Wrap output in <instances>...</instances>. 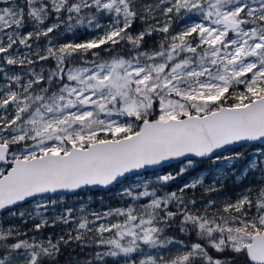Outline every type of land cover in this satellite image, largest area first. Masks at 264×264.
Masks as SVG:
<instances>
[{"label": "snow or ice", "instance_id": "obj_1", "mask_svg": "<svg viewBox=\"0 0 264 264\" xmlns=\"http://www.w3.org/2000/svg\"><path fill=\"white\" fill-rule=\"evenodd\" d=\"M0 5V162L7 165L0 211L48 193L107 187L179 158L187 164L177 175L196 158L232 167L243 154L221 150L264 141V0ZM137 18L153 23L133 34ZM61 28L72 36L57 43ZM81 28L96 34L81 41ZM157 33L159 43L145 47ZM47 61L51 67L37 69ZM250 172L261 177L254 193L220 207L209 200L203 211L184 194L202 179L165 192L176 179L167 173L124 188L131 203L91 219L67 209L53 220L75 224L67 239H22L27 233L0 225V264H45L73 241L96 249L83 264H264V147L241 169ZM46 207L37 202L35 215ZM47 223L42 218L35 230ZM173 228L195 239L169 235Z\"/></svg>", "mask_w": 264, "mask_h": 264}, {"label": "trees", "instance_id": "obj_2", "mask_svg": "<svg viewBox=\"0 0 264 264\" xmlns=\"http://www.w3.org/2000/svg\"><path fill=\"white\" fill-rule=\"evenodd\" d=\"M152 0H137V4H148ZM19 2V0H18ZM3 6V5H0ZM141 14H143V10L140 9ZM50 21H47L46 24ZM153 23V21L148 20L145 23L143 20L137 18L132 25L131 31L133 34L144 30L148 24ZM179 22H177V25ZM30 27L25 28L24 31H29ZM78 31H81L79 29ZM89 32H93L90 31ZM86 33V32H85ZM85 33L79 35H85ZM56 39L59 42H65L66 39L72 36L71 33H64L63 35L59 32L54 33ZM82 36H79V40ZM87 37H85L86 39ZM162 39V34H154L153 36L145 38V47L154 46L159 43V40ZM35 43V42H34ZM41 47H44L47 43L45 38H41L38 42ZM123 48V45H121ZM41 66L43 67H51L52 61H47L43 64H37L36 67L39 69ZM18 71V73L24 71L19 66H11ZM258 147H264V145L252 144V145H244L236 148H231L226 151L221 152L223 155H229L231 153L240 152L243 154V159L237 161L235 165L232 167L226 166L224 161L213 163L209 159L197 160L192 167L187 168V170L182 175H177L180 172L182 166L187 164V161H182L175 163L171 166L165 167L163 169H159L153 172H146L143 174H136L127 176V178H123L122 181L111 187L110 189L94 191L90 189H82L76 195H65V194H57L52 197L56 200V211H61L63 206L70 208L75 207L80 202H85L88 204L89 208L97 211H105L109 208H115L124 206L126 203H131L129 198L123 197L120 195L124 188L132 185L138 178L140 179H150L152 181L156 180L158 175H165L167 173H171L173 176H176L175 180L169 181L166 185L162 186V190L165 192L177 191L183 185L191 183L194 177H199L201 174L204 175L202 178V184L198 185L194 189H186L185 196L189 199H195L197 201L196 207L203 211L204 205L209 200L216 201L217 207H220L224 202L229 200H235L239 196L245 194L248 189H252L253 193L258 187V181L261 179L259 173H248L247 175H241V169L248 162L249 159L253 155L256 154ZM7 167V166H1ZM215 187V191H207V189L211 186ZM43 198L44 199H50ZM28 203V204H27ZM25 204L16 206L15 208L0 213V225L4 228H16L21 233H27L26 236L22 235L20 238L31 240L32 237H35L37 240L46 241L49 237L52 238L53 241L59 239L61 236H64L65 239L68 237L69 232H73L75 226L72 225L70 221L68 224H64L61 221H56L53 224V221L48 219V223L46 226L42 227L39 231L35 230V224L41 223V219L35 215L37 209L32 204L27 202ZM44 208H41L42 210ZM55 210V208H54ZM53 210V211H54ZM20 212H24L25 215L21 217L19 215ZM15 213V215H13ZM49 213V212H48ZM35 220V221H34ZM169 235H175L178 239L185 240H194V234H189V237H186L183 233H179L176 228H173ZM96 249L94 247H82L80 242H70L67 245L60 246V254L52 259L46 258L45 264H83L86 259H90L92 253ZM211 252V250H210ZM213 255H217L216 253H212ZM229 256L228 253L223 254V258H227Z\"/></svg>", "mask_w": 264, "mask_h": 264}, {"label": "rangeland", "instance_id": "obj_3", "mask_svg": "<svg viewBox=\"0 0 264 264\" xmlns=\"http://www.w3.org/2000/svg\"><path fill=\"white\" fill-rule=\"evenodd\" d=\"M153 2H154V0H152L150 3H153ZM51 22H48V23H51ZM29 30H31V28ZM62 32H63V28H61V30H60V33H62ZM80 32H81V34H83L85 32L86 33L83 36V35H79ZM95 34H96L95 32H89V30H87L85 28H81V31H77L76 37L79 39V36H82V38H80V40L83 41V40L89 39L90 37L94 36ZM85 37H87V38L85 39ZM57 43H60V42L57 40ZM5 70L8 71L9 73H18V71L15 70V68H13L11 66H7ZM2 83H5V81L2 78V74H0V84H2ZM203 177H204V175L201 174L199 177H194L192 179V181L195 180V179H202ZM142 180H144V179L138 178V180H136L134 183H137L138 181H142ZM44 197L48 198V197H51V196H44ZM52 200H55V199L53 197H51L48 200L47 199L37 200V201H35L32 204L33 206H35V204L37 202H43V203H46L47 204V207L46 208H44L42 210L39 209V211L42 213V217L41 216H38V217L41 220H42V218H44V219H47V220L50 219L51 221H53L56 217L64 215L65 212H66V210L69 209V208L63 206V208L61 209V211H58V210L56 211V209H57L56 203L55 204H51V201ZM142 202H146V199L143 200ZM54 208H55V210H54ZM70 209H72V213H71L72 217L74 219H76V220H78L82 215H89V218L91 219L92 218L91 215H90L91 213H93V212H97V213L104 212V211L92 210L91 208H89L88 204L85 203V202H80L75 207H73V206L70 207ZM82 209H83V211H82ZM57 221H59V220H57ZM72 225L75 226V224L73 222H72Z\"/></svg>", "mask_w": 264, "mask_h": 264}, {"label": "water", "instance_id": "obj_4", "mask_svg": "<svg viewBox=\"0 0 264 264\" xmlns=\"http://www.w3.org/2000/svg\"><path fill=\"white\" fill-rule=\"evenodd\" d=\"M252 144L264 145V141H254V142H247V143H244V144L232 145V146H229L227 149L221 150V152L226 151V150L231 149V148H236V147H240V146H244V145H252ZM196 159L197 160H203V159H200V158H196ZM185 160L186 159H184V158L170 160V161H167V162H165L164 164H162L160 166H155V167H150V168H147V169L139 170V174H143V173H146V172H153V171H156V170H159V169H163L165 167L171 166V165H173L175 163L182 162V161H185ZM1 164H4V163L0 162V165ZM130 175H136V173L128 174V176H130ZM122 179H121V181H122ZM121 181L116 182V183H114L112 185H109L107 187H105V186H86V187H83L82 189L87 188V189L94 190V191L106 190V189H110L111 187L119 184ZM82 189H78V190H75V191H60V192H57V193H48V194H45L44 196H52V195H56V194H66V195H70L71 196V195L77 194ZM31 200H33V199L29 198L26 202L19 203L16 206L22 205V204L27 203V202H29ZM16 206L11 207L10 209H13ZM7 211H9V210H7ZM3 212H6V211H0V213H3Z\"/></svg>", "mask_w": 264, "mask_h": 264}, {"label": "flooded vegetation", "instance_id": "obj_5", "mask_svg": "<svg viewBox=\"0 0 264 264\" xmlns=\"http://www.w3.org/2000/svg\"><path fill=\"white\" fill-rule=\"evenodd\" d=\"M5 164H1L0 165V167L1 166H4ZM5 166H7V165H5ZM57 195V194H56ZM52 197V196H51ZM43 198H46V197H37V198H35V199H33V200H31V201H29V203L31 204V203H33V202H35V201H37V200H41V199H43ZM28 204V203H27Z\"/></svg>", "mask_w": 264, "mask_h": 264}]
</instances>
